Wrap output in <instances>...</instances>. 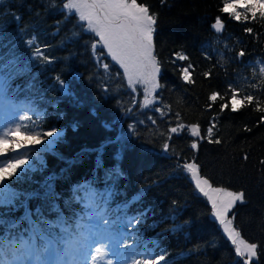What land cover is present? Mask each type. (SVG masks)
<instances>
[{
	"label": "trees",
	"instance_id": "16d2710c",
	"mask_svg": "<svg viewBox=\"0 0 264 264\" xmlns=\"http://www.w3.org/2000/svg\"><path fill=\"white\" fill-rule=\"evenodd\" d=\"M64 2L0 0V96L18 108L24 133L62 131L53 147L38 150L33 168L6 176L12 195L0 203V250L19 256L31 238L39 251L48 238L58 247L61 228L78 230L87 219L81 196L93 187L104 226L132 254L130 264L160 255L161 264H243L211 206L177 167L193 161L214 186L244 193L245 202L233 209L234 227L258 246L251 264H264V124L257 126L264 113L255 110L257 102L264 107V19L236 22L219 11L223 0H137L157 17L164 85L158 100L143 107L106 51L92 49L98 38ZM216 17L224 23L221 33L211 28ZM189 65L192 84L180 73ZM233 89L256 102L221 114ZM213 91L226 99L209 108ZM193 123L205 137L198 150L190 147L195 138L187 127L169 132ZM212 123L221 144L208 143Z\"/></svg>",
	"mask_w": 264,
	"mask_h": 264
},
{
	"label": "snow or ice",
	"instance_id": "6c2138e0",
	"mask_svg": "<svg viewBox=\"0 0 264 264\" xmlns=\"http://www.w3.org/2000/svg\"><path fill=\"white\" fill-rule=\"evenodd\" d=\"M163 2V0H162ZM62 7L74 12L78 21L82 22L85 31L94 34L98 39L92 44V49L102 47L111 61L119 66L123 71V77L127 80V85L134 92L136 87L143 89L144 99L142 106L147 107L155 100L154 94L158 89L164 87L159 82L162 73L161 62L158 60L155 52V33L157 17L150 13L149 7L138 3L137 0H66ZM219 11L227 14L229 18L236 22L248 21L249 18L256 20L257 17L264 19V0H223V6ZM211 28L216 33H221L224 23L221 17H216ZM247 33H252L253 29L246 28ZM239 57L245 55L244 51L239 52ZM176 59L184 61L189 59L186 55L176 54ZM107 69L108 64H104ZM191 65L180 69L181 79L186 84H192L190 73ZM264 72V68L261 69ZM204 75L207 77L208 72ZM255 87V85H253ZM225 101V96L213 91L208 96L211 108L217 100ZM255 101L252 94L240 96L238 90L231 91L230 99L221 103L220 113L229 109L231 112H238L246 105H251ZM257 112L264 113V107L257 102L255 108ZM160 112V108H156ZM179 117V113L176 114ZM215 119V118H214ZM264 124V115H261L257 126ZM130 131H133L135 125H130ZM185 127L192 140L190 147L192 150H198L199 139H204L198 124L191 125L178 124L171 127L169 132L178 134ZM216 124L212 123L207 128L208 143L221 144L220 139H213ZM245 131H251L245 127ZM51 135V132L45 133ZM40 140L39 134L26 135L19 127L14 128L7 133V138H0V154L7 153L27 144H35ZM169 149V143L163 145L165 153ZM247 159V156L244 157ZM23 160L9 162L5 167L0 168V178L10 176L23 164ZM264 164V160L261 161ZM184 173L190 178L194 185L196 193L205 198L211 206V217L218 223L226 236L227 240L234 246L235 254L243 260V264H251L258 258L257 244L249 243L241 237V232L234 227L233 219L229 218L230 213L236 204L244 203V193L241 191L229 190L227 187H216L210 180L201 174L200 166L195 162L185 161L182 165ZM165 260L163 255L155 258H143L134 261V264H161ZM109 264L106 260V253L97 249V255L93 258V264Z\"/></svg>",
	"mask_w": 264,
	"mask_h": 264
},
{
	"label": "rangeland",
	"instance_id": "374dc122",
	"mask_svg": "<svg viewBox=\"0 0 264 264\" xmlns=\"http://www.w3.org/2000/svg\"><path fill=\"white\" fill-rule=\"evenodd\" d=\"M66 11L67 13H74V12H71L70 10H66ZM62 88H64L63 85H62ZM135 93L136 94L139 93L141 95V98L144 99L143 89L140 86L136 87ZM156 93L154 94L155 100L153 101V103L158 100ZM6 102L7 101L0 96V138H7V133L11 132L14 128L17 127V121L15 120V117L17 115L16 114L17 110L15 109L7 110ZM48 132H51V135H45V133H48ZM61 133H62L61 130H51V131L44 132L43 134L39 135L40 140L38 143L27 144L15 150H10L7 153L0 154V168L5 167L9 162H14L17 160L24 161V163L21 164L19 167L33 168L36 164L34 162V158H36L37 154L39 153L38 150H44V149L53 147L55 140ZM26 135H32V134H26ZM37 160H39V158ZM190 162H193V161H190ZM5 179H6V176L0 178V203H8L11 200L12 192L6 185ZM103 216L104 215L102 214L101 210H94L90 212L89 214L90 219L87 222H85L83 226H80L81 232L75 229L68 230V229L61 228V235L64 239L72 243L76 240V238L80 236L81 233L87 232L90 236H92L93 245L95 243H99L105 249L107 261L110 259L112 261V264H130L131 257H132L131 254H127L126 252L124 253L121 252V249L119 246L120 245L119 242L121 238L119 236H115V235H113L112 237L108 236V233L104 226ZM229 218L234 219L233 210L230 213ZM212 219L214 220V218ZM218 227L220 228L219 225ZM220 230L222 231L221 228ZM64 239L61 238L59 240L60 241L59 248L62 249L63 251L66 245L70 244ZM24 248H25L26 253L24 252V256L22 258L14 259L10 263L6 262L4 264H41L40 256L37 255L34 244H32L31 242H25ZM46 248L48 249V251H44L43 255L48 256L49 257L48 264H52L51 257L54 255V252H51V245L49 244V242L47 243ZM60 249L59 251H57L56 254L63 252V251H60ZM90 258H91V246L89 247L84 257V260L78 261L77 264H85V261L89 260ZM97 264H99V262H97Z\"/></svg>",
	"mask_w": 264,
	"mask_h": 264
},
{
	"label": "clouds",
	"instance_id": "9594fccd",
	"mask_svg": "<svg viewBox=\"0 0 264 264\" xmlns=\"http://www.w3.org/2000/svg\"><path fill=\"white\" fill-rule=\"evenodd\" d=\"M91 246V258L85 261V264H93V258L97 255V249L105 252L101 244H92V236L87 232L81 233L80 236L71 244L66 245L63 252L51 257L52 264H77L78 261L84 260V257ZM46 251V250H45ZM40 256L41 264H48V256L37 254ZM109 264L112 261L108 260Z\"/></svg>",
	"mask_w": 264,
	"mask_h": 264
}]
</instances>
